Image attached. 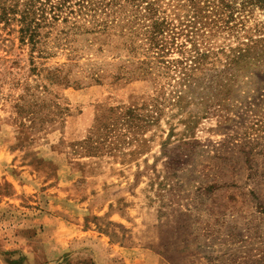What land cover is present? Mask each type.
<instances>
[{
    "label": "rangeland",
    "instance_id": "374dc122",
    "mask_svg": "<svg viewBox=\"0 0 264 264\" xmlns=\"http://www.w3.org/2000/svg\"><path fill=\"white\" fill-rule=\"evenodd\" d=\"M28 1L0 0V264H264V0H144L159 61L99 0L33 49Z\"/></svg>",
    "mask_w": 264,
    "mask_h": 264
},
{
    "label": "trees",
    "instance_id": "16d2710c",
    "mask_svg": "<svg viewBox=\"0 0 264 264\" xmlns=\"http://www.w3.org/2000/svg\"><path fill=\"white\" fill-rule=\"evenodd\" d=\"M69 1L29 0L21 15L23 40L27 39L33 49H38L36 44L41 36V23L48 20L49 16L50 20L57 22L62 17L61 13L69 4ZM122 1L125 4H122ZM82 2H85V0ZM144 2V0H99V27H106L107 18L110 19L113 15L121 14L120 16H124V18L117 19L116 26L120 28L123 27V24L128 26V33L131 35L129 40L122 41L123 45L132 51V47L140 41L139 46L145 49V57L159 61L166 55L165 50L169 40H174V37L168 38L165 36V32L169 30H166V27L169 25L166 18L161 19L157 16L155 3L148 1V3L142 5L141 3ZM188 2L193 5V0H188ZM72 17H64L62 21L73 26L81 24V19ZM99 31L106 33L105 28L99 29ZM122 37H126V35H122ZM149 54H154V56L148 57Z\"/></svg>",
    "mask_w": 264,
    "mask_h": 264
}]
</instances>
